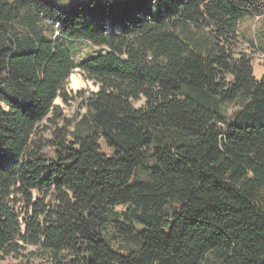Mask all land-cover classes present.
Wrapping results in <instances>:
<instances>
[{"label": "trees", "instance_id": "obj_1", "mask_svg": "<svg viewBox=\"0 0 264 264\" xmlns=\"http://www.w3.org/2000/svg\"><path fill=\"white\" fill-rule=\"evenodd\" d=\"M250 9L0 0V253L13 264H264V76L239 31ZM22 16L25 35L9 29ZM65 38L95 54L76 63ZM77 68L98 89L79 92L68 118L55 101L69 100ZM111 234L139 246L114 247Z\"/></svg>", "mask_w": 264, "mask_h": 264}, {"label": "rangeland", "instance_id": "obj_2", "mask_svg": "<svg viewBox=\"0 0 264 264\" xmlns=\"http://www.w3.org/2000/svg\"><path fill=\"white\" fill-rule=\"evenodd\" d=\"M55 1V2H54ZM76 0H50L55 5L69 4ZM75 3V2H73ZM251 9L248 16L243 18L240 22L239 31L241 37L240 49L250 55L253 60V72L256 78L264 76V0H250ZM56 26L57 23L50 20ZM27 19L20 18L18 21L12 23L9 29L20 35H25L30 32V28L27 25ZM65 43L69 46L70 51L76 63L80 62L83 58H87L95 54L96 48L91 45L87 40H70L65 38ZM72 76H75L79 81H83L85 86L74 87ZM66 92L69 95V100L64 102L60 97L55 101L64 114L68 118L75 117L80 111L81 98L77 95L79 92H85L87 96L91 91H96L98 86L90 79H88L83 73L77 68L73 71L71 76L66 82ZM145 104V99H141L134 102L136 107H141ZM228 112L231 113L234 107L230 104H224ZM84 110H82V113ZM151 163L146 164L150 166ZM137 179L147 180L149 175L143 168H140L136 174ZM125 209L123 206H116V210L120 211ZM23 214L27 215V210L22 211ZM110 243L117 248L130 250L139 246L137 238L132 236H116L111 234L109 236ZM30 249L34 250V247L29 246ZM15 258L12 255H6L0 253V264H13Z\"/></svg>", "mask_w": 264, "mask_h": 264}, {"label": "bare ground", "instance_id": "obj_3", "mask_svg": "<svg viewBox=\"0 0 264 264\" xmlns=\"http://www.w3.org/2000/svg\"><path fill=\"white\" fill-rule=\"evenodd\" d=\"M59 24V23H58ZM73 79V86L74 87H80V86H85V83L83 81H79L75 76H72Z\"/></svg>", "mask_w": 264, "mask_h": 264}]
</instances>
